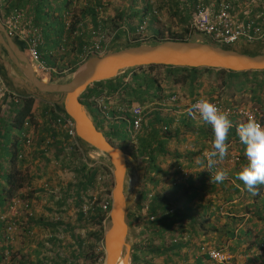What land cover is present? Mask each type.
Segmentation results:
<instances>
[{"label":"trees","instance_id":"16d2710c","mask_svg":"<svg viewBox=\"0 0 264 264\" xmlns=\"http://www.w3.org/2000/svg\"><path fill=\"white\" fill-rule=\"evenodd\" d=\"M237 1L241 4L236 6L232 0L233 9L248 7L250 15H255L264 5V0ZM195 2L186 0L180 5L181 10L191 11ZM145 4L143 9L132 15L138 17L136 27L128 28L131 31L128 38L134 43L152 37H143V32L136 31L143 17L149 11L155 14L152 11L154 7L157 11L159 8L158 1L152 5L145 0ZM107 6V0H0V10L4 15L17 8L24 23H32L43 30L45 47L67 48L70 43L69 51L57 66L60 69L73 65L83 44L92 39L88 32L83 36L71 35L78 28V23L84 21L96 27L97 8L106 12ZM116 13L108 15L103 23L108 30L114 31L120 24L123 16L119 11ZM182 22L184 33H187L190 31L187 23L185 20ZM116 34L124 35L126 32L120 30ZM174 34L160 32L152 38L190 39ZM108 38H105V43ZM48 63L55 65L51 60ZM169 88L179 90L171 92V96L181 93L190 104L198 100H218L223 106L231 107L240 104L239 100L247 95L248 102L259 108L264 125V70L233 72L206 67L145 65L127 69L115 78L95 81L80 94V101L92 116L96 128L104 131L106 138L123 148L132 159L145 162L136 213L132 210L126 216L131 226L139 224L142 227L139 241H135L131 252V264H238L241 259L245 260L241 264H264V135L244 120L232 118L215 123L207 113L192 112L188 104L184 106L187 110L182 112L180 107L170 105L174 100H164L167 97L165 91ZM101 96L110 106L109 120L101 116L97 108L96 99ZM131 104L148 106L135 141L130 139L128 129L130 114L119 110ZM37 109L45 111L49 123L47 128H53L56 113H53L51 102L41 97L23 94L15 102L11 96H6V101L0 102L2 215L7 214L12 197L34 179L17 154L22 147L23 123L26 117H33ZM187 134L194 136L189 141L198 146L197 151L189 153H197L203 158L199 171H189V167L195 164L190 162H180L181 171L174 168L178 157L173 144L187 140L181 139ZM205 148L225 160L232 154L234 158L219 168L207 166L203 157ZM40 168L37 163L38 172ZM160 182L165 187L156 191ZM151 190L152 196L148 197ZM20 197L24 198L23 195ZM204 198L207 204H202ZM146 202L147 215L155 216L151 221L143 220L141 216L140 210ZM101 220V211L96 207L89 213L86 223L101 225ZM102 234L100 228L94 244L100 241ZM200 235H207V238L202 239ZM10 243L6 223L0 221V264H11L15 251L9 247ZM203 243H206V248L228 252L232 259L229 263L216 262L202 251ZM73 255L70 259L75 258ZM95 256L97 260L101 259L98 250Z\"/></svg>","mask_w":264,"mask_h":264},{"label":"crops","instance_id":"0c3cea01","mask_svg":"<svg viewBox=\"0 0 264 264\" xmlns=\"http://www.w3.org/2000/svg\"><path fill=\"white\" fill-rule=\"evenodd\" d=\"M107 2L108 6L105 14L108 16L110 14H117L116 11H119L121 13L120 16H123L120 23L124 26L126 24L127 26L125 27L127 29L136 27L139 20L138 17H132V15L134 12L143 9L146 5L145 0H107ZM185 2L186 0H158V14L150 15L146 28V35L148 30L152 32V37H156L160 32L180 33L184 31L185 27L182 26V20H185L186 23H190V18H187L189 13L184 11V9L182 11L180 7V5H183ZM234 2L235 5L241 4L237 0H234ZM243 10L244 8L241 6V8L236 11L239 12ZM128 19L130 20L128 21ZM171 20L174 21L173 25L171 24V22H173ZM130 25L131 27H129ZM128 36L129 33L127 35L115 34L113 40L126 42L129 39ZM258 42L260 43L263 41ZM247 43L249 42L240 40L238 45H243L242 47H245ZM17 44L20 45L19 42H17ZM18 47L20 48V46ZM48 50L49 49L45 46L43 48L41 47V53L44 59H46ZM0 54H3L0 55L1 84L9 91L36 94L29 81L22 74L20 67L1 47ZM46 60L50 61V59ZM53 78L60 82L63 81L60 79L61 77L54 76ZM173 91L178 92L179 90L173 88L167 89V91H165L167 97H164V100L172 98L175 102H170V105L178 106L180 107V111L185 112L187 108L184 106L190 104L188 99L181 93L172 94L173 97H171L170 94ZM0 98L3 97L1 96ZM42 99L49 102L56 101L55 98L44 97V95ZM42 110L43 109L38 112V120L41 126V128L38 129V133L40 135H45L52 132V130L47 128L49 125L48 118L45 115V111L43 112ZM196 116L198 117L199 115ZM192 137H194L192 134L184 135L181 139L186 138L187 140L173 144V147L176 146L175 154H177L178 157L176 163H195L192 167H189L188 170L199 171L203 165L199 163L203 161V158L197 153L193 155L189 153L198 150L197 144L192 145L191 141H189ZM57 142L58 143L53 144L54 149L47 153H43L39 149L38 146L40 142H37L33 146L31 154L26 158L28 171L34 178L31 183L38 188H43L44 184L47 182L51 189L48 191L40 189L34 194L32 199L33 217L29 218L26 226L24 224L19 227L15 233L14 241L9 245V247L15 251L11 264H93L95 261V229L90 223H86L88 219L85 216L82 215V218L79 219V212H77L76 207L81 200L80 194L75 192L74 195H71V193H69V190L73 189L74 186H77V188L81 190L89 189L91 187L92 173L90 172L85 179L79 176L78 182H74L72 174L81 173L78 171V165L82 162L81 156L74 151L70 152L65 150L60 140ZM204 150H207V148ZM189 158H191L192 161H190ZM57 160H60L64 166L72 170L68 176L67 182H65V176L63 177L61 174H58V167L56 165ZM128 161L135 165L139 164V162L134 159H129ZM37 163L41 165L40 172L37 171ZM142 168L137 169L140 172V176L137 186L131 192L133 197L132 205L129 207L131 209H135L138 202L139 187L142 179V172L140 170H144ZM171 169L173 170V168ZM127 176L128 172L126 171L124 191L125 196L128 198L126 193ZM57 187L61 190V198L57 197L53 191ZM162 187L165 186L160 182L155 190L160 191ZM213 197L214 195L212 198ZM206 201L207 199H202V204H207ZM15 216L16 219L18 218V221L22 223L21 218H23V216L21 213L16 212ZM28 228H30L31 233L26 232ZM199 237L205 239L207 235H200ZM136 241H139L138 237ZM74 250H77V253ZM90 252L93 253L92 256ZM73 254H75V258L70 259ZM243 261L245 260H241V262Z\"/></svg>","mask_w":264,"mask_h":264},{"label":"built area","instance_id":"2783aa9c","mask_svg":"<svg viewBox=\"0 0 264 264\" xmlns=\"http://www.w3.org/2000/svg\"><path fill=\"white\" fill-rule=\"evenodd\" d=\"M154 5L156 0H148ZM153 13H157L155 7ZM101 8H97L98 19L101 17ZM192 27L195 31L203 34L209 39L221 44H233L239 40H257L264 39V5L260 7V10L255 15H250L248 7L239 13L234 12L232 7V0H196L194 10L191 14ZM147 23V18H143L141 24L138 27V31H142ZM3 24L10 37L16 38L22 41L25 45L26 52L30 58L35 72H41L49 74L54 69L46 64L42 59L39 48L43 43V37L41 29L32 23H24L22 21V13L19 9L13 8L10 13L3 17ZM82 23L78 24V28L73 31V35L80 36L83 33ZM90 33L94 36L89 43L83 44L79 59H83L92 53H99L102 51V42L105 34H100V30L90 29ZM72 67V66H71ZM69 67L68 69H71ZM2 81L0 80V97L3 95L11 96L15 102L19 100V94L6 89ZM98 104L102 110H108L110 107L104 102L103 97L98 100ZM194 112L206 111L210 113L215 121L221 120L223 117H229L233 114L243 116L249 120L256 128L260 129V122L256 116V111L240 107L233 109L230 107H222L218 101L203 102L197 101L192 104ZM123 111L127 110L131 114L132 118V131L137 133L141 128L142 112L143 108L139 105H132L129 108H122ZM26 129L22 133V146L23 148L18 152L19 158L27 157L31 154L33 146L35 145L38 136L35 128L29 118L24 122ZM55 132L60 134L45 135L42 142L39 144V149L43 153H47L53 150V144L61 141L65 150L70 152H76L81 156L82 162L78 165V171L81 173L72 174L74 182H78L79 176L85 179L90 172L95 170V179L93 183H90V188L87 190L78 189L74 186L69 190L71 195L75 192L80 194V202L76 207L77 212L81 213L87 219L89 213L99 207L101 216L108 213L110 209V177L108 171L104 168L107 164L100 157L99 152L89 145L82 144L78 137L74 127V122L71 118L67 117L61 111L56 112L55 119ZM56 165L58 167V174L65 176V182L68 181V176L72 170L64 166L60 160H57ZM108 167V166H107ZM64 179V178H63ZM51 187L46 182L42 190L48 191ZM54 193L57 197L61 198V190L59 187L55 188ZM11 216H8V222L6 226L7 240L12 242L15 239V233L18 228V222L13 218L16 212H20L24 215L25 219L33 216L32 198L28 197L22 199L20 196H14L11 200V204L8 206ZM4 219V215L0 214V220ZM104 219V218H103ZM31 233V231H28ZM209 255L217 260H223L225 255L211 250Z\"/></svg>","mask_w":264,"mask_h":264},{"label":"water","instance_id":"95a60500","mask_svg":"<svg viewBox=\"0 0 264 264\" xmlns=\"http://www.w3.org/2000/svg\"><path fill=\"white\" fill-rule=\"evenodd\" d=\"M122 43L121 47L86 58L67 81H44L36 76L20 49L21 45L8 36L0 19V47L20 67L35 90L36 94H30L39 97L58 94L62 110L73 119L80 140L105 153L111 162L113 187L111 209L102 238L103 264H118L121 255L123 263L130 264L132 245L127 242L129 227L125 219L127 201L124 195L129 156L96 128L87 108L80 101V94L95 81L115 78L127 69L145 65L206 67L233 72L264 70V52L250 53L202 39H153L136 43L127 40Z\"/></svg>","mask_w":264,"mask_h":264},{"label":"clouds","instance_id":"9594fccd","mask_svg":"<svg viewBox=\"0 0 264 264\" xmlns=\"http://www.w3.org/2000/svg\"><path fill=\"white\" fill-rule=\"evenodd\" d=\"M158 0H156L155 1V3L157 2ZM154 3V4H155ZM156 9V8H155ZM244 9H245V7H244ZM12 10V9H11ZM10 10V11H11ZM193 10H194V7H193V9L191 10V11H188L187 9H184V11H187L188 13H189V16H187V18H190V23L188 24V29L190 30V31H193V32H197V31H195L194 29H193V27H192V25H191V23H192V18H191V14H192V12H193ZM101 11H102V14H101V17L98 19V15H97V17H96V19H97V26L96 27H94V26H92L91 24H86L84 21H81V23H82V28H84L83 30V33L80 35V36H83V34H85L86 32H88L91 36H92V39L94 38V36L90 33V29H95V30H100L101 32H100V34L102 33V34H105V37H104V40H105V38L107 37H109L108 39H106V43L104 42V40H103V42H102V46H103V49H102V51L101 52H99V53H92V54H90V55H88L87 57H85V58H83V59H79V57H78V60L73 64V65H68V66H64V68L63 69H60V68H58L57 66H58V64H61L62 63V58L64 57V55H65V53H67L68 51H69V45H70V43H68V47L67 48H65V47H63V46H56V47H54V48H52V47H50V48H48L49 50H48V52H47V55L49 56V59L51 60V61H53L54 63H55V65H52V64H50V63H48V61L46 60V59H44L43 57H42V53H41V47L43 48L44 46H45V44H44V38H43V43H42V45L40 46V48H39V52H40V55H41V57H42V59L46 62V64L48 65V66H50V67H52L53 69H54V71H52L51 73H49V74H47L48 75V77H39L38 76V72H35V70H34V67H33V64H32V62H31V60H30V58L28 57V54H27V52H26V48H25V45H24V43L22 42V41H20V40H18V39H16V38H13V37H11L12 39H14V40H16L17 42H19L20 43V45H21V49L23 50V52L25 53V55H26V57L28 58V60H29V62H30V64L32 65V67H33V70H34V73L36 74V76L37 77H39L40 79H42V80H44V79H46V78H49V80L50 81H53V82H58L56 79H54L53 77L55 76V77H61V78H63L64 76H66L67 77V79L66 80H63V81H61V82H64V81H67L70 77H71V75H72V73H73V71H74V69L81 63V62H83L86 58H88V57H90V56H93V55H100V54H103L104 52H106L107 50H109L108 49V45L110 44V42L111 41H114V42H116V40H113V38H114V35L118 32V31H120V30H122V31H124V32H126V34H128L129 33V31H128V29L125 27V26H127L126 24H125V26L122 24V23H120L116 28H114V31H112V30H108L106 27H104V21L107 19V15L105 14L106 12L103 10V9H101ZM233 11L234 12H238V11H236V10H234L233 9ZM156 12L157 13H155V14H152L150 11L148 12V14H147V16H145V17H143V18H147V23H146V26H145V28L141 31V32H143L142 33V36L143 37H147V35H146V28H147V26H148V22H149V19H150V15H156V14H158V11H157V9H156ZM242 11H239V13H241ZM4 16H6V15H4V13H3V10H0V19H1V22H2V24H3V17ZM143 20V19H142ZM142 20H141V22H142ZM69 22V21H68ZM141 22L138 24V27H139V25L141 24ZM79 24V23H78ZM4 25V24H3ZM4 28H5V26H4ZM40 28V27H39ZM41 29V28H40ZM6 30V29H5ZM136 31H138V29L136 30ZM7 32V31H6ZM41 32H42V37H43V30L41 29ZM116 32V33H115ZM197 33H199V32H197ZM126 34H124V35H126ZM199 34H201V33H199ZM71 35H73L72 33H71ZM201 35H203V34H201ZM9 36V35H8ZM73 36H76V35H73ZM204 36V35H203ZM91 39V40H92ZM149 39V38H148ZM153 39H155V38H150L149 40H153ZM191 39V38H190ZM196 39H202V40H206V41H210V42H212L213 44H219V45H227V46H232V47H234L235 48V44L236 43H238L239 41H237L236 43H233V44H221V43H218V42H216V41H213V40H211V39H209L208 37H206V36H204V38H196ZM196 39H193V40H196ZM129 40V39H128ZM243 40V39H242ZM130 41V40H129ZM141 41H143V40H141ZM146 41H148V40H146ZM243 41H246V42H249V43H252V42H255V41H264V39H257V40H243ZM131 43H134V42H132V41H130ZM72 66V67H71ZM69 67H71V69H68ZM51 78H53V79H51ZM60 78V79H61ZM44 81H46V80H44ZM60 82V81H59ZM14 92V91H13ZM15 93H17V94H19V96H22L23 94H25V93H21V92H15ZM28 95H32V96H35V95H33V94H28ZM56 95H58V94H56ZM3 98H0V102H2V101H6V95H3L2 96ZM36 97H39L38 95H36ZM101 97H103V100H104V102L106 103V101H105V97L104 96H101ZM101 97H99V98H97L96 100H97V108H98V110H99V112H100V114H101V116L102 115H104L105 116V119L106 120H109L110 119V116H109V114H108V111H109V109L108 110H102L101 109V107L99 106V104H98V100L101 98ZM171 97H173V96H171ZM41 98H42V96H41ZM169 100H173L172 98H169ZM198 101H203V102H207V101H205V100H198ZM212 101H218V100H212ZM212 101H210V102H212ZM195 102H197V101H195ZM219 102V105L220 106H222V107H224V108H226V107H229V106H223L221 103H220V101H218ZM194 103V102H193ZM193 103H191V104H189V106L191 107V111L192 112H194V110L192 109V104ZM107 104V103H106ZM51 105H52V107H53V113H56L57 111H61L62 113H64V115H66L67 117H69V118H71L69 115H67L63 110H62V106H61V104L59 103V95H58V99L56 100V101H52L51 102ZM108 105V104H107ZM132 105H134V104H131V105H128V106H123V107H121V108H119V110H121V111H123L122 110V108H129V107H131ZM109 106V105H108ZM139 106H141V105H139ZM110 107V106H109ZM142 108H143V112H142V122H143V119H144V116H145V110L147 109V107L148 106H141ZM240 107H244V108H247V109H251V110H255L256 111V116H257V118H258V120H259V122H260V124H261V126H260V129L259 128H256L249 120H247L246 118H244L243 116H239V115H237V114H233V115H231V116H229V117H223L221 120H219V121H215L214 119H213V117L210 115V113H208V112H206V111H200V112H198V113H196V112H194L195 114H202V113H207V114H209V116L211 117V119L215 122V123H223V122H225V121H228V120H230V119H232V118H235V119H237V120H244V121H247V122H250L253 126H254V128H256L259 132H262V134L264 135V125H262V123H261V118H260V110H259V108L257 107V106H254V105H252V104H247V105H242L241 103L240 104H237L236 106H231L230 108H233V109H238V108H240ZM39 109H37L36 110V112L34 113V115H33V117H26V119L27 118H29L30 119V121H31V123H32V126L35 128V130H36V134H37V136H38V139H36V142H35V144L37 143V142H42V139L44 138V136L45 135H49V134H53V135H57V134H60L61 135V133H59V132H55V128H56V126H55V119H56V116H55V118H54V123H53V125H52V127L53 128H50L51 130H52V132H50V133H48V134H45V135H40L39 133H38V129L39 128H41V126H40V123H39V120H38V118H39ZM124 112H128L129 114H130V112L129 111H127V110H125ZM91 116V115H90ZM130 117H131V114H130ZM91 118H92V116H91ZM26 119H25V121H26ZM72 119V118H71ZM73 120V119H72ZM92 120H93V118H92ZM24 121V122H25ZM74 122V121H73ZM94 122V121H93ZM142 122H141V128H142ZM131 125H132V118H131ZM130 125V128H128L129 129V134H130V139L131 140H133V141H135V138H136V136H137V134L138 133H140L141 132V128H140V130L137 132V133H133V131H132V126ZM23 126H24V128H22V130H21V132L23 133L26 129H28V128H26L25 127V125H24V123H23ZM74 127H75V123H74ZM76 129V128H75ZM98 129V128H97ZM100 130V129H99ZM103 134H104V136L106 137V134H105V132L104 131H102V130H100ZM77 132V131H76ZM77 137H78V139H79V141L82 143V144H84V145H89V144H87V143H85V142H83L82 140H80V138H79V136H78V134H77ZM21 144H22V140H21ZM89 146H91V145H89ZM91 147H93L94 149H96L98 152H99V154H100V157L102 158V160L107 164V166H104V168L108 171V173H109V177H110V181H111V185H110V197H111V190H112V187H113V173H112V165H111V162H110V160H109V158L107 157V155L105 154V153H103L102 151H100L99 149H97V148H95L94 146H91ZM117 147H119V148H121L120 146H117ZM23 148V146L21 147V149ZM20 149V150H21ZM123 149V148H122ZM124 150V149H123ZM125 151V150H124ZM19 152V151H18ZM126 152V151H125ZM127 154V153H126ZM203 154H204V159L206 160L205 161V163L207 164V166H212L213 168H219L223 163H227V164H229V163H231L232 162V160H233V158H234V155L232 154V156L230 157V158H228V159H223V158H220V157H218V156H216L214 153H212V152H210V151H208V150H205L204 152H203ZM128 155V154H127ZM129 156V155H128ZM17 158H19L18 157V154H17ZM26 158L27 157H24V158H19V159H21L23 162H25V164H26ZM129 159H132L130 156H129V158H127V162H129L128 160ZM139 163H143L144 164V167L142 168V169H144L145 168V162L144 161H142V162H139ZM180 163H176V164H174V168L175 169H178V170H183L180 166L181 165H179ZM27 166V165H26ZM98 169V167L96 168V169H93V171L91 172L92 173V179H91V183H93L94 182V179H95V170H97ZM126 171L128 172V169H126ZM141 172H143V170H141ZM181 174V173H180ZM215 175V174H214ZM125 177H126V174H125ZM142 177H143V173H142ZM141 182H142V179H141ZM141 182H140V184H141ZM124 187H125V178H124ZM140 188V187H139ZM40 189H42V188H38L37 186H35L33 183H28V184H26L20 191H18V193L15 195V197L16 196H20V195H23L24 196V198L23 199H25V198H28V197H30V198H32L33 199V197H34V194L38 191V190H40ZM125 189V188H124ZM152 193H153V190H151L149 193H148V197H151L152 196ZM124 195H125V191H124ZM14 197V196H13ZM12 197V198H13ZM138 198H139V195H138ZM125 199H126V201H127V211H126V216H127V213L129 212V211H136L137 210V206L135 207V209H131V208H129V202H128V198L125 196ZM12 200V199H11ZM11 204V201L8 203V206ZM8 206H7V214H5L4 215V219L3 220H0V221H5V223H6V226H7V222H8V216H11V212H10V210H9V208H8ZM110 209H111V202H110ZM110 209H109V211H108V213H105V215L102 217V220H101V225H96V223H95V225L93 226L94 227V229H95V236H94V238H96L97 236H96V234H97V232L100 230V228L103 230V234H102V237H101V239H100V241L98 242H96V244H95V251L97 252V250H98V252H100L101 253V259H99V260H97L96 259V256H95V254H94V262H93V264H98V261H99V264H100V260H101V264H103V259H104V252H103V246H102V238H103V235H104V232H105V229H106V226H107V221H108V215H109V212H110ZM140 212H141V216L143 217V220H149V221H151V220H153L154 218H155V216L154 215H152V216H148L147 214H148V205H147V202L146 203H144V205L142 206V208H141V210H140ZM136 213V212H135ZM2 215V214H1ZM8 215V216H7ZM22 216H23V218H21V221H22V223H20V221H18L19 219L17 218L16 219V216H13V218H15V220L18 222V228H17V230L19 229V227L20 226H22V225H24L25 224V226L28 224V220H29V218L28 219H25V217H24V215L23 214H21ZM125 216V219H126V222H127V224H128V227L130 228L131 227V225L129 224V221H128V219H127V217ZM33 217V216H32ZM31 218V217H30ZM104 218V219H103ZM139 225V224H138ZM137 225V226H138ZM132 227H134V226H132ZM28 231H30V228H28L27 230H26V232H28ZM141 231V230H140ZM140 231H138L139 233H140ZM128 232H129V230H128ZM7 235V234H6ZM139 234H138V236H136L134 239H133V241L131 242V243H129V244H131L132 245V249H133V246H134V243H135V241H136V238L138 237L139 238ZM127 242H128V233H127ZM207 247V245H206V243H203V246H202V251H206L208 254H209V251H211V250H215V249H213V248H206ZM132 249H131V252H132ZM215 251H218V252H220V253H222V254H224L225 255V258L223 259V260H217V259H214V258H212L210 255V258L211 259H213V260H215L216 262H226V263H229L230 262V260L232 259V255H230L228 252H222V251H219V250H215ZM4 258H5V256H4ZM131 262H132V257H131V259H130V264H131ZM244 262V261H243ZM243 262H241V260H240V264L241 263H243Z\"/></svg>","mask_w":264,"mask_h":264},{"label":"rangeland","instance_id":"374dc122","mask_svg":"<svg viewBox=\"0 0 264 264\" xmlns=\"http://www.w3.org/2000/svg\"><path fill=\"white\" fill-rule=\"evenodd\" d=\"M191 3H194L195 0H189ZM1 5L2 2H1ZM173 21V20H171ZM171 24L173 25L174 24V21L171 22ZM188 24L187 23V27H188ZM148 36H152V32L150 30H148V33H147ZM175 36H183V37H188V38H191V39H196V38H204L203 35L197 33V32H193V31H188L187 33H184V31L180 32V33H175L174 34ZM238 43H236L234 46L235 48L239 49V50H242V51H246V52H250V53H255V52H264V41L263 42H252V43H247L245 47H242L243 45H238ZM124 44L121 42V41H118L116 40V42L114 41H111L110 44L108 45V49H113V48H118V47H121L123 46ZM0 55H3V54H0ZM46 58L49 59V56L46 55ZM38 76L39 77H48L47 74H44V73H41V72H38ZM66 80L67 77L64 76L63 78H61V80ZM46 81H50L49 78H46L44 79ZM32 89V88H31ZM223 95H225L223 93ZM44 97H53L55 98L56 100L58 99V95L56 94H53V95H44ZM240 99V98H238ZM242 105H247L249 104L248 102V96H244L242 97L240 100ZM126 134V133H125ZM140 166V167H139ZM144 166L143 163H139L137 165L133 164L132 162H128V176H127V187H126V193H127V196H128V202H129V207L132 205V195H131V192L132 190L135 189V187L137 186V182H138V179H139V176H140V172L139 170L137 169H140ZM141 171V170H140ZM142 229L141 225H138V226H134V227H130L129 228V232H128V243H131L133 241V239L138 236L139 232ZM241 260H244V259H241ZM99 262V261H98ZM119 264H124L123 263V260L121 263ZM240 264V261L239 263Z\"/></svg>","mask_w":264,"mask_h":264},{"label":"bare ground","instance_id":"6f19581e","mask_svg":"<svg viewBox=\"0 0 264 264\" xmlns=\"http://www.w3.org/2000/svg\"><path fill=\"white\" fill-rule=\"evenodd\" d=\"M121 262H122V255H121V257L118 260V264L121 263Z\"/></svg>","mask_w":264,"mask_h":264}]
</instances>
